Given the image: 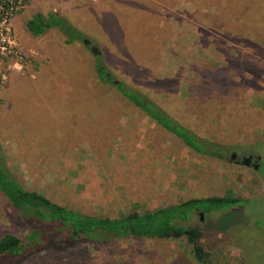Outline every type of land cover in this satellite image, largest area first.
Returning <instances> with one entry per match:
<instances>
[{
    "label": "rangeland",
    "instance_id": "1",
    "mask_svg": "<svg viewBox=\"0 0 264 264\" xmlns=\"http://www.w3.org/2000/svg\"><path fill=\"white\" fill-rule=\"evenodd\" d=\"M36 13L63 19L71 43L56 27L30 35L24 23ZM115 81L222 150H190ZM0 151L23 189L92 216L230 192L241 201L176 224L201 230L206 264H264V0H16L0 23ZM231 153L258 157L257 168ZM35 226L0 194V237L28 245L23 264H73L47 246L32 262ZM94 247L92 261L197 264L183 239Z\"/></svg>",
    "mask_w": 264,
    "mask_h": 264
},
{
    "label": "trees",
    "instance_id": "2",
    "mask_svg": "<svg viewBox=\"0 0 264 264\" xmlns=\"http://www.w3.org/2000/svg\"><path fill=\"white\" fill-rule=\"evenodd\" d=\"M22 1L26 3L27 0ZM15 3L16 0H0V23L12 14ZM50 14L47 13L45 16L38 13L34 14L24 23L25 30L32 36H38L48 28L56 27L65 36L64 43H71L67 37L70 35V27L63 19L53 21ZM75 34V38L79 39V34ZM93 69L98 79L108 80L105 68L97 59L93 63ZM116 89L144 116L182 142L190 150L209 155H215L218 149L222 150L220 147L196 137L144 96L124 88L121 83L116 86ZM0 194L14 209L21 213L26 221H32L36 224L35 228L32 229V249H35L32 250V262L35 259H41L42 248L47 246L53 248L52 250L55 249L54 251L61 255H74L68 257L73 264L78 262L82 264H119L110 256H100L92 261L87 253L88 246L101 245L106 247L128 239H183L189 246L194 261L197 264H206L208 260L201 244L203 235L201 230L193 225L178 226L176 222H188L194 213L200 212L207 215L210 211H218L241 201L240 198L234 197L228 192L221 197L187 199L153 211L130 212L117 218L87 215L61 207L41 194L23 189L7 171L1 151ZM194 208L195 211H193ZM42 231L53 234L47 238L48 240L45 238L39 240V233ZM25 237L27 241L29 235ZM46 242H50L52 246ZM27 247L28 245L15 235L1 236L0 264L3 262V264H16L20 257L22 264L26 263L31 256L30 252H27ZM121 264H128V262Z\"/></svg>",
    "mask_w": 264,
    "mask_h": 264
},
{
    "label": "water",
    "instance_id": "3",
    "mask_svg": "<svg viewBox=\"0 0 264 264\" xmlns=\"http://www.w3.org/2000/svg\"><path fill=\"white\" fill-rule=\"evenodd\" d=\"M83 44H84V45H87L88 42L84 41ZM91 51H92L93 53L96 52L95 49H91ZM106 78H108V75H106ZM114 85H117V82H116V81L114 82ZM230 158L233 159V158H234V154H232V155L230 156ZM250 159H251L250 157L242 158L239 162H238V161L235 162V164H240V165H243V166H245V167H248V166H249ZM199 219L201 220V214H199Z\"/></svg>",
    "mask_w": 264,
    "mask_h": 264
},
{
    "label": "flooded vegetation",
    "instance_id": "4",
    "mask_svg": "<svg viewBox=\"0 0 264 264\" xmlns=\"http://www.w3.org/2000/svg\"><path fill=\"white\" fill-rule=\"evenodd\" d=\"M232 154H234V158H233V159L230 158V156H231ZM247 157H250V158H251L248 167H251V168H253V169H256V168H257V162H258L259 158H258V157H254V156H252V155H249V156H247ZM242 158H246V157H241L240 160H241ZM229 160H233L234 163L237 162V161H238V162L240 161V160H237L235 153H231V154L229 155Z\"/></svg>",
    "mask_w": 264,
    "mask_h": 264
}]
</instances>
